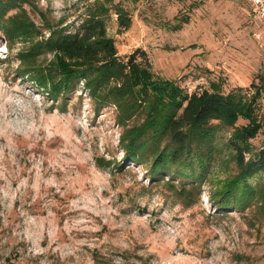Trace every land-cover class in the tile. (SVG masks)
<instances>
[{"label": "rangeland", "instance_id": "obj_1", "mask_svg": "<svg viewBox=\"0 0 264 264\" xmlns=\"http://www.w3.org/2000/svg\"><path fill=\"white\" fill-rule=\"evenodd\" d=\"M94 1H12L3 17L25 10L42 28V11L75 31ZM112 1L105 22L120 58L135 54L187 94L217 85L250 95L264 76V21L253 0ZM115 5L131 17L128 29ZM24 44L0 27V264H264V172L250 179L257 192L245 205L223 210L212 200L237 173L228 141L248 119L213 121L201 180L151 179L152 161L127 159L120 142L138 121L120 124L116 107L97 108L82 83L50 98L18 72ZM256 116L263 121L264 91ZM263 130L250 140L254 151L264 148Z\"/></svg>", "mask_w": 264, "mask_h": 264}, {"label": "trees", "instance_id": "obj_2", "mask_svg": "<svg viewBox=\"0 0 264 264\" xmlns=\"http://www.w3.org/2000/svg\"><path fill=\"white\" fill-rule=\"evenodd\" d=\"M12 1L31 0H0V27L10 41L25 42L18 53L22 62L18 72L29 75L54 100L68 97L82 83L97 108L116 107L120 124L138 121L123 131L120 142L127 159L152 161L147 165L151 179L166 175L168 180L174 176L186 182L201 180L213 151V121L234 126L240 117L248 119V124L234 129L228 141L237 173L222 183L212 200L225 210L245 205L255 196L257 189L249 181L264 172V148L254 151L250 140L264 128V119L258 121L256 116L264 76L259 84L253 83L250 95L223 93L217 85L213 90L187 94L174 80L155 77L151 66L138 61L135 54L126 61L120 58L105 22L112 0H95L89 5L86 18L75 31L63 23H51L42 11V28L25 10L4 19V8ZM115 12L119 26L128 29L132 23L128 12L120 5H115ZM43 29L48 30V36ZM41 53H51L53 58L41 61ZM98 160L101 166L114 163ZM187 166L192 168L185 174L182 171Z\"/></svg>", "mask_w": 264, "mask_h": 264}, {"label": "built area", "instance_id": "obj_3", "mask_svg": "<svg viewBox=\"0 0 264 264\" xmlns=\"http://www.w3.org/2000/svg\"><path fill=\"white\" fill-rule=\"evenodd\" d=\"M253 3L256 8L255 10H257L264 21V0H253Z\"/></svg>", "mask_w": 264, "mask_h": 264}]
</instances>
